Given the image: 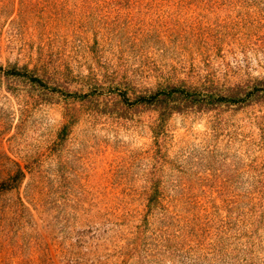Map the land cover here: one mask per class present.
<instances>
[{
    "label": "rangeland",
    "instance_id": "374dc122",
    "mask_svg": "<svg viewBox=\"0 0 264 264\" xmlns=\"http://www.w3.org/2000/svg\"><path fill=\"white\" fill-rule=\"evenodd\" d=\"M0 264H264V0H0Z\"/></svg>",
    "mask_w": 264,
    "mask_h": 264
}]
</instances>
